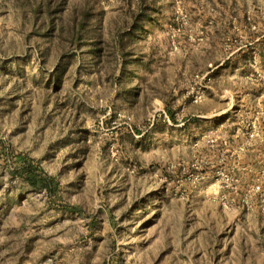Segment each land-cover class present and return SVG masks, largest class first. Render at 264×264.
Wrapping results in <instances>:
<instances>
[{
  "label": "rangeland",
  "instance_id": "374dc122",
  "mask_svg": "<svg viewBox=\"0 0 264 264\" xmlns=\"http://www.w3.org/2000/svg\"><path fill=\"white\" fill-rule=\"evenodd\" d=\"M0 264H264V0H0Z\"/></svg>",
  "mask_w": 264,
  "mask_h": 264
},
{
  "label": "trees",
  "instance_id": "16d2710c",
  "mask_svg": "<svg viewBox=\"0 0 264 264\" xmlns=\"http://www.w3.org/2000/svg\"><path fill=\"white\" fill-rule=\"evenodd\" d=\"M147 13L142 11L140 16L134 20L132 27V31L130 34L134 32L135 29L139 28L141 26V21L144 18H147ZM97 51H99L101 48L96 47L95 48ZM229 63V60H226L224 62V66ZM22 167L20 168L21 170L18 171L19 175L22 176L24 179H26L30 184L33 186H40V187H51L54 185V182H52V185H50L51 180L43 176L41 167L39 165L34 166L31 164V162L28 159H25L22 161Z\"/></svg>",
  "mask_w": 264,
  "mask_h": 264
}]
</instances>
